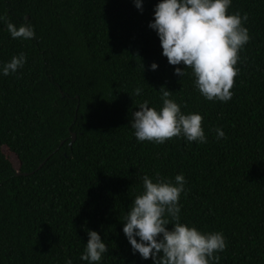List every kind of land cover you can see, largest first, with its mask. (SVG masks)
<instances>
[{
  "label": "trees",
  "instance_id": "obj_1",
  "mask_svg": "<svg viewBox=\"0 0 264 264\" xmlns=\"http://www.w3.org/2000/svg\"><path fill=\"white\" fill-rule=\"evenodd\" d=\"M160 2L0 0V17H27L36 33L14 39L0 20V264H89V230L109 248L96 264H154L123 228L143 176L157 173L185 176L180 222L223 233L218 264H264V0L229 8L248 14L251 39L227 102L203 97L191 68L175 74L185 66L169 64L149 27ZM20 53L24 66L3 75ZM162 87L204 117L206 142L137 140L132 113L145 100L159 111Z\"/></svg>",
  "mask_w": 264,
  "mask_h": 264
},
{
  "label": "clouds",
  "instance_id": "obj_2",
  "mask_svg": "<svg viewBox=\"0 0 264 264\" xmlns=\"http://www.w3.org/2000/svg\"><path fill=\"white\" fill-rule=\"evenodd\" d=\"M231 4L232 0H161L155 7L154 22L149 24L157 32L162 54L169 64L185 66L184 69L176 67L175 74L183 77L185 69L191 68L196 88L209 101L227 102L232 98L231 90L239 75L240 52L251 39L249 29L244 26L248 14L241 16L239 11L229 14ZM135 5L142 10L143 0H135ZM0 20H4L14 39L27 40L36 35L27 17L19 26L6 17ZM25 63L24 53L13 56L3 65V75L16 73ZM151 68L155 70L158 65L153 63ZM159 91L163 100L159 111L149 107V101L145 100L132 113L130 124L137 140L163 144L183 136L189 142H206L204 117L183 113L181 106L169 98L171 91L165 87ZM141 92L137 87L134 95ZM215 131L217 139L225 138L223 130ZM142 180L144 191L132 202L123 228L134 254L138 252L154 264H218L220 256L216 253L227 247L223 233L205 234L180 222L179 200L185 192V176L177 175L174 183L159 173L155 182L148 175ZM169 224L173 225L171 230L167 227ZM88 235L81 259L96 264L109 248L97 231L89 230ZM66 264L72 261L68 259Z\"/></svg>",
  "mask_w": 264,
  "mask_h": 264
},
{
  "label": "rangeland",
  "instance_id": "obj_3",
  "mask_svg": "<svg viewBox=\"0 0 264 264\" xmlns=\"http://www.w3.org/2000/svg\"><path fill=\"white\" fill-rule=\"evenodd\" d=\"M11 160H12L15 168L18 169V163L15 161V159L13 157H11Z\"/></svg>",
  "mask_w": 264,
  "mask_h": 264
},
{
  "label": "water",
  "instance_id": "obj_4",
  "mask_svg": "<svg viewBox=\"0 0 264 264\" xmlns=\"http://www.w3.org/2000/svg\"><path fill=\"white\" fill-rule=\"evenodd\" d=\"M75 141H76V134H73L71 145H72Z\"/></svg>",
  "mask_w": 264,
  "mask_h": 264
}]
</instances>
